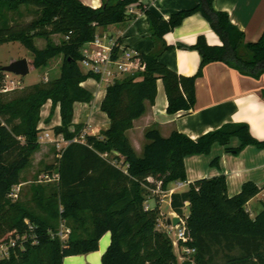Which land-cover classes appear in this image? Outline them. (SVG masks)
I'll use <instances>...</instances> for the list:
<instances>
[{"label":"trees","instance_id":"1","mask_svg":"<svg viewBox=\"0 0 264 264\" xmlns=\"http://www.w3.org/2000/svg\"><path fill=\"white\" fill-rule=\"evenodd\" d=\"M140 1L103 0L95 9L80 0H0V46L20 42L33 55L32 71L46 68L57 57L63 59L58 78L38 83L12 99L2 92L7 74L0 64V242L15 229L26 230V220L35 226L38 239L37 244L29 242L25 251L18 250L0 264H63L67 257L98 251L107 233L111 242L102 264H179L171 239L157 227L164 220L161 207L145 208L151 191L159 184L168 190L172 183L185 182V158L207 155L216 143L233 154L247 146L264 149V142L252 135L246 123L226 124L197 140L177 131L165 138L151 128L145 134L142 156L127 137L134 122L146 113V102L155 103L159 81L167 95L168 113L177 114L194 109L196 80L210 63H224L256 79L264 76V33L258 42L245 43L244 33L229 15L214 8L215 0H195L194 9L180 11L170 20L144 9L153 37L160 40L193 14L209 22L223 45L211 46L202 36L198 39L193 48L202 62L195 76L170 70L161 63L159 52L143 54L141 72L106 88L101 111L107 114L110 127L95 136L85 133V123H74L75 104L94 100L82 87L92 77L80 66L84 47L95 40L99 28L132 19L128 8ZM23 6L34 7L36 18L25 26L12 24L10 13ZM59 34L66 37L61 45L37 48L36 39ZM117 43L122 44L120 39ZM48 101L52 102L51 116L60 106L61 125L54 128L55 135L69 142L56 165L48 167V173L59 174V181L33 186L28 202H13L9 195L22 183V172L40 148L44 130L39 125ZM233 138L240 140L239 147H228ZM261 191L247 182L231 197L225 176H217L197 180L186 192L174 193L171 209L184 222L191 239L188 246L196 249L182 264H217L220 257L224 264H264V207L255 218L246 208ZM62 225L71 230L65 242L53 236Z\"/></svg>","mask_w":264,"mask_h":264},{"label":"crops","instance_id":"2","mask_svg":"<svg viewBox=\"0 0 264 264\" xmlns=\"http://www.w3.org/2000/svg\"><path fill=\"white\" fill-rule=\"evenodd\" d=\"M80 1L95 9L103 4V0ZM196 5L195 0H141L128 8L132 19L99 28L97 35L105 36L109 41L120 39L126 48L141 55L159 52L161 63L170 70L182 76H195L202 62L200 53L193 48L198 39L202 36L211 46L223 45L209 22L201 14H193L160 40L153 37L150 21L144 9L150 10L157 17L170 20L172 15L192 10ZM214 8L229 15L232 24L244 33L245 43H256L263 35L264 0H215ZM58 59L61 61L62 57ZM50 71L45 69L43 73L47 74ZM82 87L94 95V100L92 104H75L74 123L87 124L85 133L96 136L110 127L107 114L101 111L106 89H103V84L95 79L86 80ZM146 106V113L137 119L133 129L127 132V137L138 156L143 155L147 143L145 134L151 128H157L165 138L177 131L197 140L226 124L246 123L250 126L252 135L264 142V76L259 79L245 76L221 62L206 65L202 76L196 80V104L190 112L168 113V99L162 81L158 82L155 103L152 105L147 101ZM51 112L52 102L48 101L42 109L39 126L44 130L41 134H49L52 138L55 136L54 128L61 125L60 106L55 108L52 116ZM239 146L240 140L233 138L228 147ZM214 160L218 161V165L212 164ZM185 167L187 180L172 183L168 188L174 190V193L186 192L189 185L197 180L225 176L228 194L231 197L238 195L247 182H253L262 189L261 193L246 206L252 218H255L264 207V149L247 146L240 153L233 154L227 151L226 146L216 143L207 155L187 156ZM162 213L166 223L178 216L172 209L168 214L163 211ZM185 213L188 215L189 210L186 209ZM102 241H105L104 248ZM110 242V233H107L101 239L98 251L78 256L81 257L80 263L102 264V257ZM73 259L67 257L64 263L66 261L70 264L77 263Z\"/></svg>","mask_w":264,"mask_h":264},{"label":"built area","instance_id":"3","mask_svg":"<svg viewBox=\"0 0 264 264\" xmlns=\"http://www.w3.org/2000/svg\"><path fill=\"white\" fill-rule=\"evenodd\" d=\"M106 41L108 42L106 43ZM86 46L91 48L86 47L83 49L84 57L80 62L81 69L85 74L92 75V78L99 83L105 84L106 88L117 80H122L128 76H134L142 71L143 60L141 54L135 50L126 48L123 44H118L117 40L109 41L107 37L97 35L95 40L86 44ZM116 48H119L117 53H115ZM45 81H48V78H46ZM10 84L13 85V81H11L9 85H5L2 90L3 93L11 90L12 85L10 86ZM40 140L56 144L59 150L65 148L62 146V143L66 144V146L69 144L62 135H55L51 138L49 134H45ZM59 178L60 176L58 173L55 172L50 174L47 172L40 176L39 183L57 182ZM160 186L161 184H159L156 190L151 191V195L145 203V208L147 210L154 207L150 204V200L154 199V197L156 205L161 207L162 204L168 201V205L171 207V198L174 194V190H162ZM21 189V184L15 186L9 198L12 201H17L20 197ZM25 222L28 227L26 230L21 231L15 229L9 233L7 239L0 242V263L10 259L13 254H17L18 250L25 251L26 244L29 242L32 244L38 243L35 226H33L29 220ZM157 227L167 233L173 246L176 247L178 253L181 255L180 258L182 260L185 258L187 259L184 261L189 260L196 254V249L188 246L191 239L186 235L184 222L181 218L180 224L175 227L168 225L164 220H160ZM70 234L71 230L62 225L59 232L53 234V236H58L65 242L68 240ZM172 234L175 235V239H173Z\"/></svg>","mask_w":264,"mask_h":264},{"label":"rangeland","instance_id":"4","mask_svg":"<svg viewBox=\"0 0 264 264\" xmlns=\"http://www.w3.org/2000/svg\"><path fill=\"white\" fill-rule=\"evenodd\" d=\"M36 18V12L34 7H21V9L18 12L10 13V19L11 23L14 25H21L25 26L30 24L34 19ZM66 40V37L62 34L59 35H53L50 37V39L45 38H38L35 40V44L38 49H45L48 44L53 45H61ZM108 41H106L107 43ZM28 59L29 62H32L33 55L30 51H28L20 42H14V43H8L5 45L0 46V64L1 66H9L11 63L21 60V59ZM62 62L57 58L55 60H51L50 64L41 70L31 71V73L26 77H20L16 76L14 74H8L7 75V81L6 85H9L11 81L15 84H10L11 90L9 92L3 93L7 95L8 99H12L18 95H20L23 91L29 90L32 86L41 83V82H49L54 80L55 78H58L61 73L62 68ZM50 66V67H49ZM45 69H50V72H47V74H44L43 71ZM136 75V74H135ZM48 78V81H45V79ZM89 79H94L90 77ZM88 80V79H87ZM103 89H106V85L103 84ZM1 121V119H0ZM87 127V124H86ZM44 136L43 134H40V138ZM40 142V148L33 156L30 165L22 172L21 174V182L25 183L22 186L20 197L17 201H23L28 202L32 195V187L37 185H47L46 183H39V178L42 174L48 172L49 166H55L57 163V159L60 156V151L56 144L54 143H44V141ZM62 146H66V144L62 143ZM21 183V184H22ZM15 201V202H17ZM14 202V201H13ZM150 204L152 206L156 205V201L154 199L150 200ZM162 211L165 214H168L170 211V207L168 205V201H166L161 206ZM62 227V226H61ZM66 227V226H65ZM67 228V227H66ZM61 229V228H60ZM6 234V233H5ZM111 237V234H110ZM173 239H175V235L172 234ZM107 240V237H106ZM105 241H102V246L104 248ZM175 254L178 258L179 264H182L184 260L180 258V254L178 253V250L174 246ZM74 262H77L75 264H81V257L73 256ZM217 264H224V261H222V257L218 258ZM69 261H66L63 264H70Z\"/></svg>","mask_w":264,"mask_h":264},{"label":"water","instance_id":"5","mask_svg":"<svg viewBox=\"0 0 264 264\" xmlns=\"http://www.w3.org/2000/svg\"><path fill=\"white\" fill-rule=\"evenodd\" d=\"M4 71L8 74H14L16 76L20 77H26L30 74L31 72V67L28 59L24 58L21 60H17L13 63H11L9 66H4L3 67ZM0 122V126H1ZM180 224V218L175 217L171 220L168 221V225H172L173 227L177 226Z\"/></svg>","mask_w":264,"mask_h":264}]
</instances>
